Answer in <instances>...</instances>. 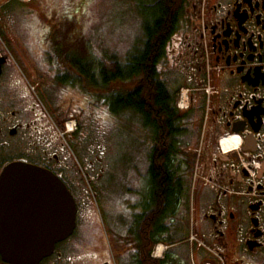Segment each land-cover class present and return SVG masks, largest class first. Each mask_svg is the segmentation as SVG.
<instances>
[{"label":"flooded vegetation","instance_id":"obj_1","mask_svg":"<svg viewBox=\"0 0 264 264\" xmlns=\"http://www.w3.org/2000/svg\"><path fill=\"white\" fill-rule=\"evenodd\" d=\"M38 1L0 0V25L14 5L24 15L26 38V12L35 14ZM68 6L73 3L63 0L59 12ZM48 9L35 34L57 49L62 25L50 20L58 8ZM43 27L54 34L45 37ZM0 59V174L14 161L38 165L66 184L77 205L73 233L38 264H111L101 252L89 191L104 185L111 171L93 82L59 62L35 81L57 92V106L46 104L48 110L28 79L5 69L9 57L1 47ZM152 65L146 94L144 76L137 78L141 97H151L153 106L151 126L136 114L146 158L135 155L120 178L126 257L143 264L162 244L155 264H203L215 255L222 264H264V0H187L161 54L153 48ZM100 107L105 116L108 107ZM71 119L74 131L61 136ZM89 121L94 134L86 130ZM0 264L11 263L0 255Z\"/></svg>","mask_w":264,"mask_h":264},{"label":"rangeland","instance_id":"obj_2","mask_svg":"<svg viewBox=\"0 0 264 264\" xmlns=\"http://www.w3.org/2000/svg\"><path fill=\"white\" fill-rule=\"evenodd\" d=\"M46 1L45 3V0H39L33 4L32 8L38 9L40 12L37 10L32 16V12H26V27L30 24L34 29L36 20L44 18L42 14L45 10L49 14L48 8H58L56 18L50 20L57 21L55 23L57 25H62L59 32L61 36L59 46L61 45V47L57 46V49H54V44L49 39H45L43 44L38 42V37L35 34L37 28L34 29L32 35L30 34L31 36L29 35L31 28H26L25 38L22 22L24 15L22 10L16 9L14 5L11 7V14L4 19L3 23L1 22L0 32L4 39L0 34L2 38L0 47L8 52L9 61L5 69L13 68L28 79L31 82V90L37 93L38 98L48 108L46 104L57 106V92L51 88L50 84L38 88L36 82L44 74H48L52 67L58 66L59 62H69L70 59L80 58V56L92 59L116 54L120 59H126L131 54L130 52L134 53L142 44L145 30L144 18L139 11L140 0H86L85 5H81L82 0H70L73 7L77 9L74 12L75 19L78 16L80 24L77 35H73L74 30L70 31L68 35L65 29L72 25L71 19H68L72 8L68 6L67 11L63 9L60 13L59 7L63 4V0ZM46 4H48L47 7H45ZM37 30L40 32L39 26ZM51 31L48 32L43 27L45 37L48 38L51 33L54 34L52 29ZM79 35H82L81 38L76 39L75 36ZM44 82L42 81V83ZM98 114L102 115L101 120L105 125L104 131H106L105 137L108 144L107 162L110 164L111 170L104 185L89 186L98 214L101 252L106 260L110 259L111 264H130L129 256L125 255L130 253L124 252L121 243V235L124 232L119 213L120 178L124 166L130 161H135V155L140 156L142 153V161L145 160L146 143L144 141L142 146L138 144L137 135L141 131L140 123L137 116L130 110H126L122 115H113L109 110H106L105 116L101 110H98ZM75 121L73 119L72 122H68L70 125H74ZM92 127L93 125L89 121L86 130L94 134ZM70 128L72 129V126ZM214 258L215 264H222L220 257L215 255ZM185 259L188 260V257ZM200 262L197 261L198 264ZM187 263L193 264L188 261Z\"/></svg>","mask_w":264,"mask_h":264},{"label":"water","instance_id":"obj_3","mask_svg":"<svg viewBox=\"0 0 264 264\" xmlns=\"http://www.w3.org/2000/svg\"><path fill=\"white\" fill-rule=\"evenodd\" d=\"M76 213L73 194L52 171L29 162L7 164L0 174L1 258L38 264L73 233Z\"/></svg>","mask_w":264,"mask_h":264},{"label":"trees","instance_id":"obj_4","mask_svg":"<svg viewBox=\"0 0 264 264\" xmlns=\"http://www.w3.org/2000/svg\"><path fill=\"white\" fill-rule=\"evenodd\" d=\"M85 1L82 0L81 5H85ZM140 2L139 11L144 18L145 34L142 44L140 47L138 46L139 48L134 53L130 52L131 54L123 60L116 54L94 57L92 59H85L80 56V58L75 57L70 59L69 62L64 61V64L70 65L69 67L71 68L80 69V73L84 74L85 77H89L93 82L95 93H98V97H95L94 103L96 112L104 104L113 115H119L126 110H130L135 116L137 113L142 112L145 125L151 126L153 106L150 103L152 99L151 97L147 100L146 98H142L140 90L142 89L145 94L151 90L147 82L153 77V48H157L158 55L161 54L163 44L178 28V22L183 14L184 5L187 0H140ZM76 10V8L72 7L71 15L68 17L72 21L71 26L65 27L68 35L73 30V35L78 34L80 24L78 23V16L75 19L74 12ZM81 36H75V38L79 39ZM88 73L90 74L88 75ZM142 75L146 81H143L144 85L140 89L137 78ZM123 85L125 86L123 87ZM123 91H125V97ZM103 98L107 102L100 105L101 101L99 100ZM159 106H161L162 110L165 109L164 106L160 104ZM143 258V264H155V261L158 260L152 258L149 253ZM159 264L164 263L160 261Z\"/></svg>","mask_w":264,"mask_h":264},{"label":"built area","instance_id":"obj_5","mask_svg":"<svg viewBox=\"0 0 264 264\" xmlns=\"http://www.w3.org/2000/svg\"><path fill=\"white\" fill-rule=\"evenodd\" d=\"M182 96H185V93H182ZM72 122V120H71ZM70 126H72V128L74 127V125H70L69 122L66 123V130L62 131L61 134H63V132L69 131L71 130ZM164 251V247L160 244L156 245L153 251V256H157L158 254L162 255ZM215 261H206L203 264H215Z\"/></svg>","mask_w":264,"mask_h":264},{"label":"bare ground","instance_id":"obj_6","mask_svg":"<svg viewBox=\"0 0 264 264\" xmlns=\"http://www.w3.org/2000/svg\"><path fill=\"white\" fill-rule=\"evenodd\" d=\"M157 257H160V254H158Z\"/></svg>","mask_w":264,"mask_h":264}]
</instances>
